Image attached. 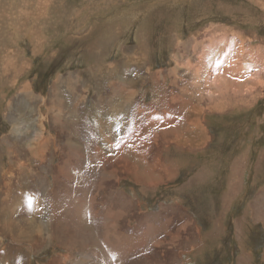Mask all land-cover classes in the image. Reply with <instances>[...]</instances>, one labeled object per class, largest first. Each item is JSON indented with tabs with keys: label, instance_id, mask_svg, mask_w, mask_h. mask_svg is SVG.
I'll use <instances>...</instances> for the list:
<instances>
[{
	"label": "rangeland",
	"instance_id": "374dc122",
	"mask_svg": "<svg viewBox=\"0 0 264 264\" xmlns=\"http://www.w3.org/2000/svg\"><path fill=\"white\" fill-rule=\"evenodd\" d=\"M263 57L264 0H0V264H264Z\"/></svg>",
	"mask_w": 264,
	"mask_h": 264
},
{
	"label": "bare ground",
	"instance_id": "6f19581e",
	"mask_svg": "<svg viewBox=\"0 0 264 264\" xmlns=\"http://www.w3.org/2000/svg\"><path fill=\"white\" fill-rule=\"evenodd\" d=\"M240 48H241V47H240ZM225 49H226V48H225ZM239 50H240V49H239ZM241 50H242V49H241ZM232 52H234V50H233ZM224 53H226V52H224ZM230 54H231V52H230ZM232 54H233V53H232ZM259 55H260V54H259ZM259 55H258V57H259ZM223 56H224V55H223ZM237 56H238V55H236V57H237ZM250 56H251V55H250ZM256 56H257V55H256ZM232 57H233V56H232ZM222 58H223V57H222ZM263 58H264V57H263ZM263 60H264V59H263ZM231 64H232V65H233V64H236V65H234V66L237 67L239 70H237V72H236V71L233 70L231 67H229V68H225V69L223 68V69H224L223 72H220L218 76H221V77L223 78V75H224V74H227V70H229L231 74L235 73V74H238V75H242V74H240V72H241V71H244V70L246 69V67L242 68V67L238 66L237 63L232 62ZM221 70H222V69H221ZM221 77H220V79H221ZM223 79H224V78H223ZM242 79H243V78H242ZM236 80H237V79H236ZM240 80H241V79H240ZM218 81H219V79H218ZM220 82H221V81H219V82L217 83V85H219ZM235 83H236V82H235ZM256 83H257V82H256ZM213 84H214V83H213ZM226 84H227V83H226ZM238 85H240V83L237 84V86H238ZM227 86H228V85H227ZM228 87H229V86H228ZM242 87H243V86H242ZM219 88H220V87H219ZM241 89H242V88H241ZM231 90H236V89H231ZM240 91H241V90H240ZM25 92H26V91H25ZM212 92H213V91H212ZM221 92H222V91H221ZM241 92H242V91H241ZM247 92H249V91H247ZM234 94H235V93H234ZM219 108H220V107H219ZM191 123H194L193 120H192Z\"/></svg>",
	"mask_w": 264,
	"mask_h": 264
},
{
	"label": "crops",
	"instance_id": "0c3cea01",
	"mask_svg": "<svg viewBox=\"0 0 264 264\" xmlns=\"http://www.w3.org/2000/svg\"><path fill=\"white\" fill-rule=\"evenodd\" d=\"M171 177H172V176L167 175L165 178L162 177L161 180H156L155 183H154V182H152V183H153V184H157V183H159L160 181H162L163 179H169V178H171Z\"/></svg>",
	"mask_w": 264,
	"mask_h": 264
}]
</instances>
